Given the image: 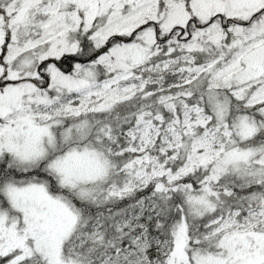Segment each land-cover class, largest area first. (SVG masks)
<instances>
[{
    "label": "snow or ice",
    "instance_id": "1",
    "mask_svg": "<svg viewBox=\"0 0 264 264\" xmlns=\"http://www.w3.org/2000/svg\"><path fill=\"white\" fill-rule=\"evenodd\" d=\"M0 264H264V0H0Z\"/></svg>",
    "mask_w": 264,
    "mask_h": 264
}]
</instances>
